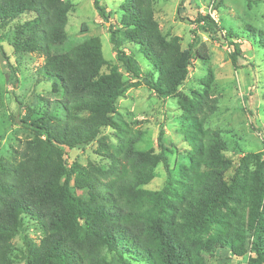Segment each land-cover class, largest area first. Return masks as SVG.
Masks as SVG:
<instances>
[{
	"label": "trees",
	"instance_id": "1",
	"mask_svg": "<svg viewBox=\"0 0 264 264\" xmlns=\"http://www.w3.org/2000/svg\"><path fill=\"white\" fill-rule=\"evenodd\" d=\"M156 2L123 0L118 27L109 28L115 59L107 61L98 37L67 45L71 2L0 0V41L7 37L14 54L42 57L38 74L52 80V93L61 94L60 114L27 108L19 123L33 138L0 158V264H12L10 235L20 212L42 230L38 242L24 239L25 264H113V257L119 264H208L205 256L224 253L264 264V152H241L235 165L220 131L205 129L217 104L211 72L202 91L178 94L193 60L207 59L205 44L195 35L182 49L179 37L163 34ZM92 4L107 23L99 0ZM191 23L212 41L226 38L208 15L197 13ZM245 27L264 50V31ZM134 49L150 67L144 75ZM141 86L159 99H177L185 162L170 164L162 127L158 152L138 150L143 134L115 120L118 102ZM106 129L113 131L115 148ZM93 144L98 161L68 163L65 149ZM158 164L165 181L150 191L145 187Z\"/></svg>",
	"mask_w": 264,
	"mask_h": 264
},
{
	"label": "rangeland",
	"instance_id": "2",
	"mask_svg": "<svg viewBox=\"0 0 264 264\" xmlns=\"http://www.w3.org/2000/svg\"><path fill=\"white\" fill-rule=\"evenodd\" d=\"M65 1L74 6L66 26L67 45L98 37L104 59L113 61L115 55L109 41V28L118 27L119 6L123 0H99L100 6L108 14L107 23L98 17L92 0ZM181 1L157 0L155 20L163 34L180 38L182 49L187 48L197 35L205 44L207 59L193 60L189 77L179 88L178 94L190 97L192 92L202 91V80L211 72L213 83L210 94L217 104L216 111L206 120L205 129L220 131L227 143L226 155L236 165L241 152H264V50L254 44L256 37L245 27L249 26L256 32L264 31V0H184L180 6L182 18H178L177 8ZM197 13L208 15L217 22L222 28L221 34L226 36L225 39L223 37L225 41H212L200 32L196 24L191 23ZM233 48H236L237 69L231 57ZM132 51L135 52L139 73L144 75L150 67L135 49ZM42 63L43 58L36 54H14L7 37L0 41V158L13 155L22 148L25 140L33 138L31 132L19 123L27 108L34 107L36 114H42L45 110L60 114L56 107L61 94L52 93V80L47 81L38 74ZM178 108L175 97L162 100L141 86L129 90L118 102L114 118L118 123H126L131 133L143 134L142 141L136 145L138 150L158 152L157 136L162 127L163 143L172 152L168 157L173 165L175 162H185L187 151L181 136ZM104 134L110 146L115 148L117 142L113 131L106 129ZM95 149L96 144L81 151L65 149V158L68 163L75 161L86 165L88 161H98L93 154ZM165 177L162 165L158 164L153 180L145 188L160 190ZM18 218V228L10 235L14 251L12 264H25L24 239L38 242L42 230L35 219L22 212ZM111 260L113 264H119L115 257ZM205 260L208 264H246L247 258H232L224 253L215 258L205 256Z\"/></svg>",
	"mask_w": 264,
	"mask_h": 264
}]
</instances>
